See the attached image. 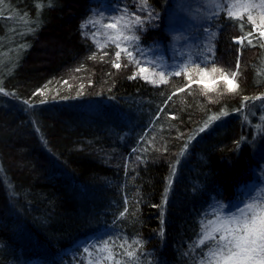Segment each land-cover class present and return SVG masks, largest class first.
Returning <instances> with one entry per match:
<instances>
[{
  "label": "trees",
  "instance_id": "trees-1",
  "mask_svg": "<svg viewBox=\"0 0 264 264\" xmlns=\"http://www.w3.org/2000/svg\"><path fill=\"white\" fill-rule=\"evenodd\" d=\"M174 1L148 0L157 18L141 45L164 48ZM97 5H0V264H87L82 246L118 237L143 239L151 264H192L189 245L205 213L224 203L234 210L264 186V133L255 127L264 125V101L245 108L248 121L235 111L242 96L264 93V49L245 45L239 94H209L218 100L210 103L196 84L177 92L188 83L183 75L158 87L129 79L123 55L120 71L112 66L113 45L90 59L103 53L81 25ZM206 26L199 33H215L207 45L217 66L234 70L232 39L242 33L224 13ZM75 69L79 94L64 86ZM222 108L230 114L198 132Z\"/></svg>",
  "mask_w": 264,
  "mask_h": 264
},
{
  "label": "snow or ice",
  "instance_id": "snow-or-ice-1",
  "mask_svg": "<svg viewBox=\"0 0 264 264\" xmlns=\"http://www.w3.org/2000/svg\"><path fill=\"white\" fill-rule=\"evenodd\" d=\"M3 3L4 0H0V5ZM209 6L213 11L207 19L211 20L224 13L225 19L230 22L231 26L236 27L242 33L232 39V43L239 46L236 49L234 70H225L224 67L217 66L215 46L212 43L204 50L205 55L198 59L182 61L174 67L157 61L155 57L149 59V53L153 52L157 45L151 48H144L140 45V36L146 31L145 25L157 18L148 0H139L137 12H129L125 8L120 16L110 18L107 23L103 22V18H90L81 27L86 28L92 25L97 29L88 38L92 39L97 50L103 53L101 59L108 55L103 51L105 48L110 45L115 47L112 60V66L115 69L121 68L122 55L128 64L136 66L137 71L129 79L139 77L158 87L161 84H167L172 76L183 75L188 83L177 89V92H184L185 88L191 89L193 84L201 85L204 89L201 95L208 97L210 103H216L218 100L209 96V93H216L217 97L239 94L238 78L242 75L240 54L245 45L264 49V0H209ZM137 13L145 15L141 16ZM24 22L31 23L28 18H24ZM207 35L211 40L215 33L208 32ZM90 59H96V54L94 53ZM128 64L124 66L127 67ZM150 71L151 75H148ZM43 91L44 89H40L34 95H42ZM0 92H3L2 87H0ZM177 92H173L172 95L175 96ZM168 99L171 100L172 96ZM256 101H264V93L254 97L242 96L241 106L235 111L241 113L244 120L248 121L244 110L249 107L250 103L254 105ZM45 102L41 101V103ZM25 103L29 102L25 101ZM229 114L226 108H222L219 114L209 116L198 132H204L214 121L221 120ZM172 118L175 119V117ZM259 118L264 120V112ZM255 127L259 132L264 133V125ZM194 138L195 134L188 138L181 155ZM240 142L237 141V145ZM137 159L140 158L137 157ZM170 189L171 178L166 186L162 205L167 203V192ZM125 204L127 205V201ZM225 207L227 206L213 205L212 210L206 212L199 221L198 230L194 233L195 238L189 245V250L194 254L192 264H264V191L250 196L242 206H236L234 210L226 212ZM128 211V207L125 206L119 218H124ZM159 235L163 237V229L160 230ZM144 245L145 241L141 238L129 240L118 237L98 240L95 244L82 246L83 258L87 264H151V261L147 260L150 254L144 252ZM184 255L187 256L188 253L185 252ZM142 256L145 257L144 260L141 259Z\"/></svg>",
  "mask_w": 264,
  "mask_h": 264
},
{
  "label": "rangeland",
  "instance_id": "rangeland-1",
  "mask_svg": "<svg viewBox=\"0 0 264 264\" xmlns=\"http://www.w3.org/2000/svg\"><path fill=\"white\" fill-rule=\"evenodd\" d=\"M202 3H204V6ZM202 3L199 0L174 1L173 10L170 14L171 16L167 20L168 27L165 29L167 38L165 40L164 48L157 45L156 49L153 52L149 53V59L155 57L157 61H160L167 66L174 67L182 61L192 60V55L197 54V52H199V54L200 52L205 53L204 50L208 47V36L207 34H200L199 30L201 29V31H203V29H208V27L206 26L208 20L207 17L211 15V13H209L211 12V8L209 6V0H202ZM130 5H132L133 7ZM138 5L139 0H98L97 8H94L90 11L86 21L90 18H103V22L107 23L110 18L120 16L125 8H127L129 12H132L131 9H137ZM85 29L90 32L89 36L91 35V33L97 30L92 25H89ZM153 45L147 44L141 45V47L151 48ZM96 58L98 60L101 59V57L98 56H96ZM126 64H128V61L126 62ZM125 70H127V73L133 75V73L137 71V68L132 64H128V66L125 67ZM80 71L75 69L69 70L67 73H65L64 76L66 77L67 83H64V86L69 90V93L70 91L73 93H79L81 91V84L78 83L79 78L77 75ZM147 74L151 75V71ZM194 78H196L195 74ZM198 86L202 91L204 90L201 85ZM255 191L253 192V194L264 191V186H260L259 190H257L256 192ZM224 205L226 204L224 203Z\"/></svg>",
  "mask_w": 264,
  "mask_h": 264
}]
</instances>
